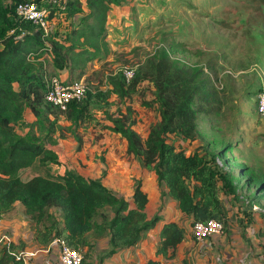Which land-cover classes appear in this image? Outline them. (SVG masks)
I'll list each match as a JSON object with an SVG mask.
<instances>
[{
  "label": "trees",
  "instance_id": "trees-1",
  "mask_svg": "<svg viewBox=\"0 0 264 264\" xmlns=\"http://www.w3.org/2000/svg\"><path fill=\"white\" fill-rule=\"evenodd\" d=\"M126 1L56 0L49 23L57 14L80 16L79 26L72 28L66 41L61 42L50 35L44 38L30 22L15 20L13 10L0 0V219L14 205H20L24 215L35 224V239L39 244L47 245L59 238L71 249L81 251L93 246L90 240L106 239L105 256L110 257L134 247L160 220L158 215L147 218L149 200L141 180L134 181L131 200L127 201L103 186L105 172L94 180L70 171L28 179L22 174L36 163L42 168L57 163L56 153L48 147L56 144L53 135L58 114H66L73 128L83 127L87 102L91 99L90 103L95 105L106 97L103 94L93 97L86 91L82 101L72 102L64 113L59 112L44 100L46 76L39 59L47 54L54 69L69 66L77 73L75 80H79L84 74L82 67L96 60L100 51L107 53L104 40L108 13ZM45 44L50 46V51ZM181 47V44L170 45L168 52L157 54V60L144 62L129 83L122 73L104 86L110 88L107 95H115L121 103L139 93L140 106L157 105L158 121L148 129L146 138L138 134L137 122L127 108L125 114L117 109V116L109 117L110 126L101 127L98 123L92 132V142L98 143L100 133L105 130L118 136L125 144L123 154L154 174L156 184L164 188L160 200H173L178 210L191 218V228L195 222L210 220L225 227L221 196L230 195L238 200L239 192L253 184L257 189V193H252L254 202L264 193V172L259 179L248 172L238 171L236 176L233 171H218L215 160L230 151L229 145L218 153H210L211 160L207 161L198 151L187 153L171 141L175 138L193 143L198 139L197 100L203 90L213 89L210 77L202 69L178 66L171 59L170 53H179ZM30 54L32 57L28 59ZM210 70L213 71L211 67ZM92 74L100 76L101 84L104 72ZM84 81L90 83L88 78ZM74 137L80 150L82 139L79 135ZM242 176H249L245 177L247 185H240ZM183 241L184 231L177 224H163L155 256L171 261ZM23 249V243L9 242L1 251L0 264H23L16 260ZM142 264L162 263L149 260Z\"/></svg>",
  "mask_w": 264,
  "mask_h": 264
},
{
  "label": "rangeland",
  "instance_id": "rangeland-1",
  "mask_svg": "<svg viewBox=\"0 0 264 264\" xmlns=\"http://www.w3.org/2000/svg\"><path fill=\"white\" fill-rule=\"evenodd\" d=\"M128 7H132L131 12L136 14L137 25L133 26L126 20L122 25L125 32L119 34L118 21L110 20L107 28V53H99L95 58L97 63L104 60L95 66H99V71L96 72H104L103 81L100 84V76L91 73L87 77L90 83L85 82L87 91L93 97L103 94L106 97L99 100L104 101L95 105L90 103L91 99L87 102L89 107L84 113L87 120H84L83 127L73 128L66 114H58L56 133L53 135L56 144L48 147L56 153L57 163L46 168L36 163L32 169L22 173L23 178L45 176L46 173L54 176L70 171L94 180L101 172L106 175L108 171H126L128 175L135 174L131 178L133 181L141 180L142 183L145 181L149 184L147 194L151 209L155 204L159 205L160 192L164 188L154 184L153 173L141 168L134 158L123 154L125 144L118 136L105 130L100 133L99 142L93 143L92 132L98 123L101 127L110 126L109 117L115 118L117 109L125 114L126 109L130 108L131 117L137 122V132L145 139L148 129L158 121L157 105L154 104L151 108L140 106L137 102L139 93L121 103L115 95H107L110 92L108 89L103 90V87L107 82L110 83V79L122 76L123 69H132L135 73L149 59L157 60V54L161 51L168 52L170 45L181 44L179 53H170L171 59L178 66L202 69L205 76L210 77L213 89L203 90L197 100V107L200 109L196 119L198 139L193 143L175 138L170 140L187 153L198 151L207 161L211 160L210 153H218L229 145L230 151L215 160L217 170L233 171L236 176L238 171L248 172L260 179L264 172V117L256 113V101L264 86V2L135 0ZM128 7L126 6L125 13L129 12ZM117 45L123 46L121 51H118L120 48L114 51ZM108 48L113 52L108 53ZM92 62L90 63L96 64ZM90 66L95 69L94 65ZM47 68L49 69L48 66ZM50 71L49 69L47 74L52 76ZM213 94L216 96H212ZM78 135L82 139L80 150L77 149L78 143L74 137ZM136 171L142 172L136 174ZM245 177L249 178L242 176L240 185H247ZM248 188L239 192L243 197V205L253 204L263 211L264 193H260V198L252 202V193H257V189L253 184L248 185ZM121 193H126L124 187ZM168 202L166 199L165 206ZM253 213H258L257 218L264 220L263 212ZM241 214L252 213L242 211ZM22 220L28 219L24 217ZM27 223V229L35 228L33 222ZM256 225L253 222L246 231L243 229L245 234L255 233V241L251 245L256 248L255 252L262 251L257 248L264 246V239H260L257 234ZM19 228L26 231L22 225ZM90 241L94 247L80 251L85 264L87 260V264L99 260L104 253L102 249L106 247L104 239ZM86 254L88 256L84 259Z\"/></svg>",
  "mask_w": 264,
  "mask_h": 264
},
{
  "label": "crops",
  "instance_id": "crops-1",
  "mask_svg": "<svg viewBox=\"0 0 264 264\" xmlns=\"http://www.w3.org/2000/svg\"><path fill=\"white\" fill-rule=\"evenodd\" d=\"M1 1L8 9L13 10V4L10 0ZM133 2H135V0H127L122 6L112 8L109 11L104 40L106 45V39L108 38L107 28L111 19L115 22L118 21L119 34L125 32V27L122 25L126 20L133 26L137 25L136 14L134 15L131 12L132 7H128L130 4H133ZM126 6L129 10L127 13L124 12ZM79 19V15L74 17H67L64 14L55 15L49 23L50 36L54 37L58 41L65 42L72 28L79 26ZM122 47V45H117L114 51L118 48H120L118 51H121ZM109 52H113V50L108 48V53ZM100 54L105 55L104 51H101ZM39 61L43 65L45 74H47L50 69V72L52 73L51 75L58 77L61 81H74L77 76V73L72 71L69 66L63 69H54L47 54H44V56L42 55ZM102 61L104 62V60L101 59L97 63V61L94 60L92 63L96 64H91L89 62L82 67L81 69L84 70V74L81 75L80 79L85 80L89 74L99 71L97 70L99 69V66H95L100 64ZM90 65H94L93 67L95 69H91ZM47 76L50 77L48 74ZM105 89L110 91V88L108 87H103V90ZM140 172L142 171H136V174H140ZM134 175L135 174L128 175L126 171H108L105 176V183H103V186L107 190L118 196L124 197L127 201H130L134 186V181L131 178H134ZM152 180L156 185V178L154 174ZM147 186H149V184L143 181V190L146 193H148ZM123 187L126 189L125 194L121 193L123 191ZM221 198L223 209L225 211L226 223L223 233L197 244L192 237L191 218L182 214L173 200L168 198L169 202L165 206L167 198L163 199V202L158 199L159 205L155 204V207L151 209L148 196L149 201L146 206L147 218L151 219L155 215H158L160 218L154 229L143 234L139 242L134 247L122 250L110 257L105 256L107 251V240L104 239V241L106 240V247L105 249H102L104 250L103 255L99 257V260L90 261L88 264H142L149 260H157L162 264H264V246H259L257 248L262 249V251L255 252L254 250H256V248L251 247L255 241V233H249V235L243 232V229L245 230L247 227L252 226L253 222H255L257 224V234L261 237L260 239H264V220L257 218L259 217L258 213H253L251 209V205L253 204L246 203V205H243V202L241 201L243 197L240 193L238 200L230 195L226 196L224 194ZM242 211L245 213H249L250 211L252 214L243 215L241 214ZM24 217L28 219V217L24 215L23 208L18 204L14 205L9 212L1 216L0 256L2 249L6 246V244L9 242L18 244L21 242L24 246L23 251H21L23 264H50L49 259L54 256V249H52L51 242L47 245L37 243L35 239V229L33 227L32 229L26 228L28 225L27 221L30 220L28 219L27 221H23L22 219H24ZM168 222L177 224L184 231V241L177 247L175 257L171 261L167 262L165 259L156 257L155 251L159 243L160 229L163 224ZM21 225L26 231H22V229L19 228ZM100 241H103V239ZM262 244L263 242H261V245Z\"/></svg>",
  "mask_w": 264,
  "mask_h": 264
},
{
  "label": "built area",
  "instance_id": "built-area-1",
  "mask_svg": "<svg viewBox=\"0 0 264 264\" xmlns=\"http://www.w3.org/2000/svg\"><path fill=\"white\" fill-rule=\"evenodd\" d=\"M13 4V14L15 20L20 22H30L35 25L41 32L43 37H48L49 21L48 17L51 10L57 4L56 0H10ZM48 51L50 46L45 44ZM32 55H28L31 59ZM123 77L126 83H129L134 76L132 69H123ZM46 76V91L44 100L47 104L64 113L72 102H80L85 98L87 85L84 80L61 81L56 76ZM256 113L264 117V86L257 95ZM253 211H260L256 205H252ZM223 224L216 220H210L206 223L195 222L192 225L193 240L200 244L207 239L219 236L223 233ZM54 256L49 259L50 264H83V257L80 251L71 249L64 240L55 238L51 241ZM16 260L22 259L21 252L16 255Z\"/></svg>",
  "mask_w": 264,
  "mask_h": 264
}]
</instances>
